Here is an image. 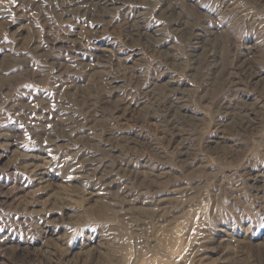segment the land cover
I'll return each mask as SVG.
<instances>
[{"label": "rangeland", "instance_id": "obj_1", "mask_svg": "<svg viewBox=\"0 0 264 264\" xmlns=\"http://www.w3.org/2000/svg\"><path fill=\"white\" fill-rule=\"evenodd\" d=\"M0 264H264V0H0Z\"/></svg>", "mask_w": 264, "mask_h": 264}, {"label": "bare ground", "instance_id": "obj_2", "mask_svg": "<svg viewBox=\"0 0 264 264\" xmlns=\"http://www.w3.org/2000/svg\"><path fill=\"white\" fill-rule=\"evenodd\" d=\"M114 79V78H113ZM128 95V94H127ZM33 169V168H32ZM42 170V169H41Z\"/></svg>", "mask_w": 264, "mask_h": 264}]
</instances>
